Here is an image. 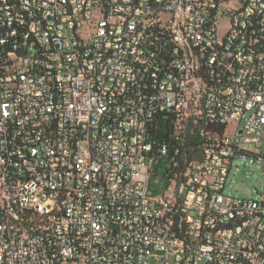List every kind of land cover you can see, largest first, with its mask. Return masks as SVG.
Returning a JSON list of instances; mask_svg holds the SVG:
<instances>
[{"label": "built area", "instance_id": "2783aa9c", "mask_svg": "<svg viewBox=\"0 0 264 264\" xmlns=\"http://www.w3.org/2000/svg\"><path fill=\"white\" fill-rule=\"evenodd\" d=\"M126 2L0 0V264H264V0Z\"/></svg>", "mask_w": 264, "mask_h": 264}, {"label": "rangeland", "instance_id": "374dc122", "mask_svg": "<svg viewBox=\"0 0 264 264\" xmlns=\"http://www.w3.org/2000/svg\"><path fill=\"white\" fill-rule=\"evenodd\" d=\"M244 149L254 154L261 153L264 155V147L258 148L256 145H248ZM169 167L170 165L164 164L159 169L163 171ZM225 194L243 200L259 202L264 200V169L256 163L251 164L249 161L236 159L228 177Z\"/></svg>", "mask_w": 264, "mask_h": 264}, {"label": "bare ground", "instance_id": "6f19581e", "mask_svg": "<svg viewBox=\"0 0 264 264\" xmlns=\"http://www.w3.org/2000/svg\"><path fill=\"white\" fill-rule=\"evenodd\" d=\"M123 3V9H131V2L126 0H118ZM200 11H209V4H200ZM222 23H231V15H222ZM232 135V127H225L224 136ZM154 163H161V156H154ZM242 239H252V232L242 231Z\"/></svg>", "mask_w": 264, "mask_h": 264}]
</instances>
